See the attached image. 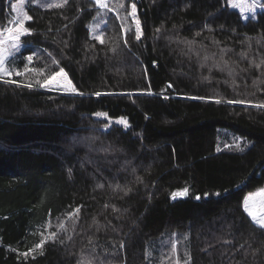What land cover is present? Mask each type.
Returning a JSON list of instances; mask_svg holds the SVG:
<instances>
[{"label":"trees","instance_id":"obj_1","mask_svg":"<svg viewBox=\"0 0 264 264\" xmlns=\"http://www.w3.org/2000/svg\"><path fill=\"white\" fill-rule=\"evenodd\" d=\"M114 2L124 19L109 13L103 43L92 0L27 6L11 64L35 54L76 91L0 80V264H264V228L243 209L264 187V12ZM98 112L127 126L104 129ZM220 129L249 145L220 150Z\"/></svg>","mask_w":264,"mask_h":264},{"label":"rangeland","instance_id":"obj_2","mask_svg":"<svg viewBox=\"0 0 264 264\" xmlns=\"http://www.w3.org/2000/svg\"><path fill=\"white\" fill-rule=\"evenodd\" d=\"M92 1L98 9V15L90 24L91 37L95 38L97 41H100L99 39H97V37H101L102 40H104L106 34L105 29H108V27L106 26L109 22V13H113V15H115V19L119 22V24L123 21L124 16L120 14V9L115 5L114 0H104V2L107 4L106 8H101L99 5L96 4L95 0ZM64 2L65 0H22V2L21 0H15L10 4L9 10L7 11V15L3 20L0 21V40L5 41V43L0 44V57H3L5 59V63L3 65L5 73H0V80L14 85H24L29 88L43 89L45 91L56 94H75V92L71 91L73 86L64 71L61 73V70H57L55 73L61 74L56 75L55 79L51 83L47 84L46 86H42L45 85V81L49 80V78L52 77L55 73L47 75V73H45L44 71L45 69H40L39 67H37L36 60H32L31 63L26 60L23 67L11 64L13 60L18 58L19 53L25 47V44L22 42V37L25 35H22L20 37L19 51H17L16 48L13 46L17 42L10 39L9 37L16 35L17 23L20 19H23L25 13L27 14V6L32 4L41 8H53L56 7L55 5H61ZM226 3L229 8L238 11L242 19L245 21L249 19H255L257 13L264 12L263 0H226ZM231 4H235L236 6H230ZM13 5H16L15 11L13 10ZM49 5L53 6L49 7ZM109 9H111V11ZM131 12L132 7L127 13V16L131 21L132 27L138 33L140 29L139 24H137L138 18L136 12L134 16L130 15ZM118 27L121 28V26ZM116 28L117 27L115 25H112V29L109 28V30L114 31ZM34 55L35 54H32L33 57ZM38 55H40V52L36 53V56ZM7 72H11L12 75L8 76L6 74ZM17 72H19L20 75H17ZM16 77L17 79H19V81L13 80ZM94 116L100 119H104L106 121L105 125H103L104 129H107V127L112 124H119L125 126L123 123H117V121H120L121 119L126 120L125 118L110 119L107 114L102 117H98L96 114ZM248 145L249 142H245L239 136L231 134L230 131L226 129L219 130L218 148L220 150H242L244 146ZM243 209L255 225L259 226V221H264V187L246 195L243 202ZM249 213H252V215H249ZM56 229L57 232H61V230H63V224H58L56 226ZM50 232L52 233L51 230ZM90 261L92 262L93 260H89V258L86 257L85 264H90Z\"/></svg>","mask_w":264,"mask_h":264},{"label":"snow or ice","instance_id":"obj_3","mask_svg":"<svg viewBox=\"0 0 264 264\" xmlns=\"http://www.w3.org/2000/svg\"><path fill=\"white\" fill-rule=\"evenodd\" d=\"M22 2V0H21ZM66 2V0H65ZM96 4L99 5L101 8H106L107 7V4L104 2V0H95ZM53 5H49V7H52ZM56 7H61L62 5L60 4H57L55 5ZM123 6V5H121ZM230 6H233L235 7L236 5L235 4H231ZM13 10L15 11L16 10V5H13ZM111 11V9H109ZM135 12H136V6L135 4L132 5V12L130 13V15H135ZM32 18L30 16H28L26 13L24 14V17L23 19H20L17 23V33L16 35H13L11 37H9L10 39L16 41L17 43H15L13 46L16 48L17 51H19V48H20V37L22 35H30L31 34V30L27 27H25V23L26 21H29L31 20ZM137 24H139V21H137ZM139 35L137 36V39H139ZM97 39L100 40L101 43H103V40L101 37H97ZM5 43L4 40H0V44H3ZM26 60L31 63L32 60H33V56L32 55H29L26 57ZM5 63V59L3 57H0V73H5V69L3 67ZM27 67V66H26ZM63 72V69H61V73ZM61 73H55L52 77L49 78V80L45 81V85H42V86H46L47 84L51 83L54 79H55V76L56 75H60ZM8 76H11L12 73L11 72H7L6 73ZM17 75H20L19 72L16 73ZM169 87H171V85H169ZM71 91L75 92L76 89L75 88H72ZM97 95H100V93H97ZM217 103H220L221 101L220 100H216ZM229 103H244V101H228ZM258 107H264V105H257ZM96 115L98 117H102V116H105L106 114L105 113H96ZM117 123H123L125 125V127L127 126V121L126 120H123L121 119L120 121H117ZM107 127V125H106ZM187 189L184 190V192H186ZM174 196L176 194H173ZM197 199H199V197H197ZM247 211V209H246ZM76 212H79V209H76ZM249 215H252V213H249ZM259 227L261 228H264V221H259ZM52 237L54 238L55 237V233L52 234ZM45 242L44 241H41V244L37 245V247H42L43 244ZM24 255H27V253H25Z\"/></svg>","mask_w":264,"mask_h":264},{"label":"water","instance_id":"obj_4","mask_svg":"<svg viewBox=\"0 0 264 264\" xmlns=\"http://www.w3.org/2000/svg\"><path fill=\"white\" fill-rule=\"evenodd\" d=\"M186 195H187V194H186ZM186 195H185V196H186Z\"/></svg>","mask_w":264,"mask_h":264}]
</instances>
